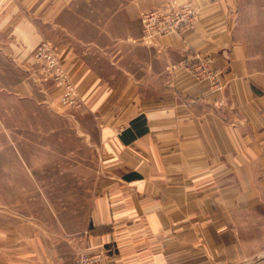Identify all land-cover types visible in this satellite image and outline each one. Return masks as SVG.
Wrapping results in <instances>:
<instances>
[{
  "label": "crops",
  "instance_id": "1",
  "mask_svg": "<svg viewBox=\"0 0 264 264\" xmlns=\"http://www.w3.org/2000/svg\"><path fill=\"white\" fill-rule=\"evenodd\" d=\"M172 2L196 8L193 30L145 41L142 14ZM43 41L84 103L75 115L38 81ZM0 112L77 126L88 178L79 227H3L0 264H73L78 250L106 251L103 264H264V0H0Z\"/></svg>",
  "mask_w": 264,
  "mask_h": 264
},
{
  "label": "rangeland",
  "instance_id": "2",
  "mask_svg": "<svg viewBox=\"0 0 264 264\" xmlns=\"http://www.w3.org/2000/svg\"><path fill=\"white\" fill-rule=\"evenodd\" d=\"M83 107L82 101L80 109L67 110L77 112ZM59 109L66 108L60 104ZM34 114H23L29 117L23 119L24 124L30 125L17 127L19 112H0V230L9 227L5 230L15 236L24 226L28 231L43 226L53 231H61L62 226L76 229L88 195L83 189L88 178L83 174L82 131L75 125L68 129L66 118L46 114L35 118ZM2 123L16 127H3ZM73 150L74 160L67 158ZM73 208L74 223L58 225L52 220L58 214L66 219V212ZM42 220L47 222H35Z\"/></svg>",
  "mask_w": 264,
  "mask_h": 264
},
{
  "label": "built area",
  "instance_id": "3",
  "mask_svg": "<svg viewBox=\"0 0 264 264\" xmlns=\"http://www.w3.org/2000/svg\"><path fill=\"white\" fill-rule=\"evenodd\" d=\"M198 20V11L191 4L170 3L168 6L142 14L141 21L145 34V41L151 42L156 38L169 35L183 36L193 30ZM33 63L39 75V82H52L61 92L60 104L66 109L77 110L82 107V101L77 90L69 78L58 54L57 48L50 42L43 41L33 53ZM203 74L197 76L211 79L217 89L220 88L216 75L201 67ZM106 251L94 253L79 252L73 264H103Z\"/></svg>",
  "mask_w": 264,
  "mask_h": 264
}]
</instances>
